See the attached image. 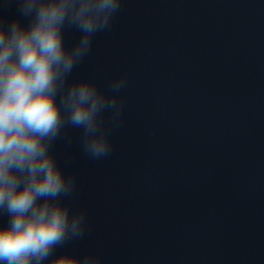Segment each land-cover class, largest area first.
Listing matches in <instances>:
<instances>
[{
    "label": "clouds",
    "instance_id": "9594fccd",
    "mask_svg": "<svg viewBox=\"0 0 264 264\" xmlns=\"http://www.w3.org/2000/svg\"><path fill=\"white\" fill-rule=\"evenodd\" d=\"M13 2L19 15L0 16V214L8 216L0 225V264H102L91 252L54 255L90 231L86 209H72L77 177L65 172L54 145L71 148L70 130L79 129L85 157L112 153L127 76H114L106 89L92 78H69L94 37L111 31L124 0H5ZM66 28L80 33L71 47Z\"/></svg>",
    "mask_w": 264,
    "mask_h": 264
}]
</instances>
